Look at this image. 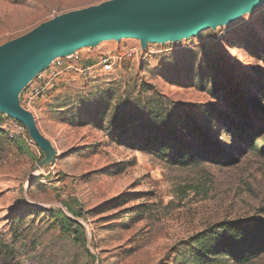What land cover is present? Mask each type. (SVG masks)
<instances>
[{"label":"rangeland","instance_id":"374dc122","mask_svg":"<svg viewBox=\"0 0 264 264\" xmlns=\"http://www.w3.org/2000/svg\"><path fill=\"white\" fill-rule=\"evenodd\" d=\"M104 1L0 0V45ZM125 47L138 56L110 74L75 66L32 104L20 92L55 155L43 162L38 145L0 132V264H264V251L244 263L195 258L196 238L222 224L264 222V5L176 42L122 38L75 54L96 64ZM156 100L193 114L205 155L180 163L186 150L114 129L123 108Z\"/></svg>","mask_w":264,"mask_h":264},{"label":"water","instance_id":"95a60500","mask_svg":"<svg viewBox=\"0 0 264 264\" xmlns=\"http://www.w3.org/2000/svg\"><path fill=\"white\" fill-rule=\"evenodd\" d=\"M264 0H108L54 16L0 45V113L17 119L50 162L55 150L19 94L56 57L107 40L176 42L207 28L228 25ZM43 164V163H41Z\"/></svg>","mask_w":264,"mask_h":264},{"label":"trees","instance_id":"16d2710c","mask_svg":"<svg viewBox=\"0 0 264 264\" xmlns=\"http://www.w3.org/2000/svg\"><path fill=\"white\" fill-rule=\"evenodd\" d=\"M198 110L202 114L209 113L201 106H198ZM112 122L119 135L121 137L129 136L131 138L129 142L132 144L136 143L138 135H143L145 138L143 143L149 144L150 147L164 148L171 145L174 149L186 150L185 154H176L177 161L180 163L197 161L195 158H201L207 153L206 149L202 147L205 141L198 121L188 109L180 106L169 108L165 103L156 100L136 112L126 107L114 116ZM224 127L226 124L222 126V128ZM251 145L255 146L253 143ZM195 150H199L198 153L195 154L193 152ZM173 155L175 154L173 153ZM195 242L200 247V250L195 254V258L199 262L207 263L220 255L223 258H234L236 261L244 263L264 251V222L254 221L244 224L240 221H233L224 223L207 233L205 237L196 238Z\"/></svg>","mask_w":264,"mask_h":264},{"label":"built area","instance_id":"2783aa9c","mask_svg":"<svg viewBox=\"0 0 264 264\" xmlns=\"http://www.w3.org/2000/svg\"><path fill=\"white\" fill-rule=\"evenodd\" d=\"M134 56H138L137 48L125 47L120 54H104L98 57L96 64H81L77 54L72 57V62H66L65 57H56L49 66L37 73V75L27 84L25 90V100L28 104H32L41 96L46 86L50 85L62 72L66 69L78 66L77 70L85 74L102 73L110 74L113 72L115 65L120 60L127 61ZM148 53H144L141 60L145 59ZM0 132L9 140L20 142L29 147H35L34 140L28 134L26 127L18 121L4 113H0Z\"/></svg>","mask_w":264,"mask_h":264},{"label":"crops","instance_id":"0c3cea01","mask_svg":"<svg viewBox=\"0 0 264 264\" xmlns=\"http://www.w3.org/2000/svg\"><path fill=\"white\" fill-rule=\"evenodd\" d=\"M101 55H104V54H101ZM101 55H100V56H101ZM97 59H98V58H97ZM82 61H83V60H82ZM82 61H80L81 64H90V63H92V62H95V61H94V58H93V59L91 58V59H89V60H85L84 63H83ZM92 64H94V63H92ZM40 110H41V109H40ZM42 110L44 111L45 109L42 108ZM18 144H20V142H18Z\"/></svg>","mask_w":264,"mask_h":264}]
</instances>
